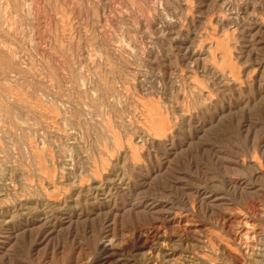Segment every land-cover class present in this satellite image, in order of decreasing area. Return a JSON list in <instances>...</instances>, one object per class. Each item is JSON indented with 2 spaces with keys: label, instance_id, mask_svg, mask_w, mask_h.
I'll list each match as a JSON object with an SVG mask.
<instances>
[{
  "label": "rangeland",
  "instance_id": "obj_1",
  "mask_svg": "<svg viewBox=\"0 0 264 264\" xmlns=\"http://www.w3.org/2000/svg\"><path fill=\"white\" fill-rule=\"evenodd\" d=\"M0 264H264V0H0Z\"/></svg>",
  "mask_w": 264,
  "mask_h": 264
},
{
  "label": "bare ground",
  "instance_id": "obj_2",
  "mask_svg": "<svg viewBox=\"0 0 264 264\" xmlns=\"http://www.w3.org/2000/svg\"><path fill=\"white\" fill-rule=\"evenodd\" d=\"M149 236V235H148ZM146 238V237H145ZM144 238V239H145ZM144 239H143V235L142 234H140L139 236H138V241H144ZM147 241V240H146ZM112 243V242H111ZM143 243V242H142ZM148 243V242H147ZM145 244V243H144ZM112 245V244H111ZM126 245V244H125ZM111 248V247H110ZM107 257V256H106Z\"/></svg>",
  "mask_w": 264,
  "mask_h": 264
}]
</instances>
